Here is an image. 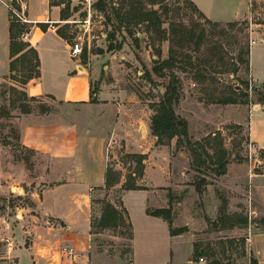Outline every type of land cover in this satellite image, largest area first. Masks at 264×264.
<instances>
[{
	"label": "rangeland",
	"instance_id": "374dc122",
	"mask_svg": "<svg viewBox=\"0 0 264 264\" xmlns=\"http://www.w3.org/2000/svg\"><path fill=\"white\" fill-rule=\"evenodd\" d=\"M2 1L8 5L9 17L13 19L10 8L20 10V0ZM98 1L94 0L87 25L83 23L87 17L86 10L75 0H70L67 15L65 19H60L63 23L57 32L65 33L71 42L82 41L79 58L95 57L93 59L97 60L95 63L104 82L114 83L123 91L119 98L126 105L123 115L127 119L123 127H129V118L136 138L128 140V144L123 137H118L106 153V170L112 186L91 190L94 234L90 240L92 246H86L82 254L93 263L104 259L103 264H113L107 260L109 256L128 257L129 227L120 206V194L123 184L136 185L140 182L141 170L143 174L146 155L141 154L144 158L139 162L137 156L140 154L133 152L136 142L146 146V140L150 141L154 136L153 145H158L157 137L152 134V117L156 106L164 98L173 74L178 90V100L173 104L174 114L186 121L190 141L198 143L193 146L195 155L204 158L205 151L212 155V161L209 159L211 163L205 162L195 169L189 147L177 145V137L174 136L168 144L163 145L171 158L170 170L178 172L184 165L188 173L186 177L195 190L194 183L201 180L200 191L180 193L177 185L189 182H180L179 178L171 177L169 181L174 188L158 187L155 193L160 198L165 193L169 198L171 227L191 234L193 250L196 246L203 252L199 257L206 264L213 261L221 264H255L249 239L264 229V206L259 205L257 212H250V207L233 200L238 208L233 213L227 212L229 193L220 181L227 163L246 162L252 172H258L264 163V151L253 149L247 136V109L264 102V85L253 82L248 72L251 44L264 25L263 0L253 1L255 13L249 18L233 22H209L188 0H103V8L97 4ZM40 5L35 0V6ZM150 9L157 12L156 24L142 20L143 13ZM2 13L3 7L0 5V18ZM111 34L113 36L109 37ZM109 43L114 45L112 50H107ZM171 56V67L154 71V66ZM26 64V59H19L14 63L15 71L9 70V73L0 76V210L7 204L31 206L30 190L52 185L41 177L50 165V159L21 144L16 118L21 113V104L28 105L29 111L38 112L56 109L62 112L65 107L52 104L51 99L44 96L30 100L21 95L23 85L20 81L28 73ZM98 83L96 80L92 82L93 90L98 88ZM225 99H235V102H219ZM85 113L88 114V111ZM141 126L145 129H141ZM182 141V144H186L184 139ZM221 153L224 156L220 158ZM218 159L227 162L223 173H219L215 164ZM151 165L155 168L156 161L152 160ZM235 175L238 173L235 172ZM156 179L161 180L158 173ZM15 186L22 187L20 195L15 194ZM245 186L249 188V184L244 183ZM8 189L10 194L7 193ZM162 189L169 191L163 192ZM179 198L182 202L186 201L189 215H178ZM223 199L226 206L220 210ZM130 201L133 214L143 215L141 203L137 199L133 201L131 197ZM107 202L119 210L121 221L119 226L103 229L97 226L98 215ZM214 208L217 213L211 215ZM150 209L154 208L149 205L147 210ZM184 221L188 224L183 225ZM254 243L264 248V237L254 238ZM4 245L5 240L1 236L0 257ZM137 254L142 255L139 251ZM166 254L165 245L158 247L154 253L156 264H170L166 259L163 261ZM184 257L185 247L178 245L174 252L176 263L179 264ZM199 257L195 258L192 253L191 259L197 264ZM5 262L7 259L0 258V264Z\"/></svg>",
	"mask_w": 264,
	"mask_h": 264
},
{
	"label": "crops",
	"instance_id": "0c3cea01",
	"mask_svg": "<svg viewBox=\"0 0 264 264\" xmlns=\"http://www.w3.org/2000/svg\"><path fill=\"white\" fill-rule=\"evenodd\" d=\"M38 1L40 7L35 6V0H25L26 23L32 26L23 40L37 52L39 76L25 83L22 89L27 96L47 97L52 104L65 109L62 112L58 109L52 112L31 110L19 113L16 118L21 144L50 159V165L41 177L52 185L30 190L31 206L7 204L0 210V237L5 240L0 258L7 259L5 264H103L104 259L93 263L82 254L86 246H92L90 240L94 234L90 193L94 188L104 187L106 153L113 140L118 137L132 140L136 138V133L129 118V127H123L127 119L123 115L126 105L119 100L123 91L114 83L104 82L95 63L97 60L93 59L95 57L85 60L73 57L70 49L74 41L58 35L57 28L63 23L60 20L62 5L51 6L49 0ZM191 1L207 19L214 22L238 21L255 13V0ZM0 5L3 7L0 18V76H3L9 73V9L2 0ZM47 21H52L55 29H50ZM39 23L45 24V29ZM254 38L248 55V72L253 82L264 84V25ZM90 60H93L92 64ZM95 80L99 81L98 88L92 92ZM92 97L96 100H91ZM82 110L88 111V114L80 113ZM247 136L253 149L264 151V102L247 109ZM152 138L146 140V146L136 142L133 151L146 155L143 174L140 182L136 183L142 188L122 190L120 194L121 206L127 212L126 222L131 227L129 255L109 256L107 260L113 264H156L154 253L158 247L165 245L167 254L163 261L166 259L170 264H177L174 252L181 245L185 247V257L179 264H195L191 259V234L171 235L167 220L147 214L149 205L153 208L169 207V198L165 193L158 197L155 188H174L169 181L171 177L179 178L180 182H191L186 177L188 173L184 165L178 172L170 170L168 151H164L163 145H153L155 139L154 136ZM127 143L130 144V141ZM152 160L156 161L155 168L151 165ZM157 173L161 180L156 179ZM221 178L220 184L229 193L227 212L233 213L238 208L233 200L250 207V212H257L259 205L264 206V163L258 172L249 170L246 162L227 163ZM189 183L177 185L179 192H196ZM244 183L249 184L248 189L243 187ZM15 190L17 195L23 192L21 186H15ZM10 192L8 189L7 193ZM130 197L141 203L143 215L133 214ZM177 203L180 204L178 215H189L186 201L182 202L179 198ZM216 213L217 209L211 210V215ZM187 224L184 221L183 225ZM256 237H264V229L249 239L255 264H264V248L255 245ZM65 244L76 248L77 256L73 261L66 259L61 252ZM137 251L142 255H138Z\"/></svg>",
	"mask_w": 264,
	"mask_h": 264
},
{
	"label": "trees",
	"instance_id": "16d2710c",
	"mask_svg": "<svg viewBox=\"0 0 264 264\" xmlns=\"http://www.w3.org/2000/svg\"><path fill=\"white\" fill-rule=\"evenodd\" d=\"M70 0H49V4L52 5H62L64 8H61L60 16L61 19H65L67 15V10H68V5H69ZM188 2L195 7L196 10L197 7L193 4L191 0H188ZM104 1L99 0L98 5L100 8L104 7ZM199 11V10H198ZM199 13L209 22H212L211 20L207 19L200 11ZM142 20L147 21L148 23L151 22L153 24H156L158 22V17H157V12L155 9H150L143 13ZM231 24V23H230ZM32 24H27V23H22L15 18H10L9 17V25H8V31H9V70L10 72L15 71L14 69V63L17 60H27V76L24 77L22 81H20V84L24 85L27 83L29 80L36 78L39 76V59L36 50L29 45V43L25 42L22 39V33H26L29 31L30 27ZM39 26L43 29H45V24L39 23ZM59 36H61L64 39H69V36L65 35L62 31L57 32ZM113 34L109 35V37H112ZM114 48V45L109 43L107 50H112ZM171 57L164 59L161 61V63L157 64L156 66L153 67L155 72H160L162 67H171ZM172 76V81L170 85L167 87L165 93H164V98L162 101L156 106L155 109V114L152 117V124H151V129H152V134L157 137L156 143L158 145H166L169 143V141L176 136V143L179 146H184L186 145L189 147V150L192 155V164L195 169L200 168L201 165H204L205 162L211 163L210 160L212 161V155L210 156L209 153H206L205 151L203 154L205 155L204 158H201L200 156H196L194 153L193 146H196L198 143L196 142H191L190 138L188 136V131H187V123L185 120L180 118L179 116L174 114L173 111V104H175L178 100V90H177V81L176 78L173 74ZM173 82V83H172ZM264 85V84H263ZM96 90H92L94 92ZM91 92V94H92ZM21 95L25 99H30V100H35V97H30L27 96L24 91H21ZM91 100L95 101V97H92ZM235 99H225L219 102H235ZM20 112L22 113H27L29 112V106L28 105H19ZM43 111H45V108H42ZM182 139L185 140L186 144H182L183 141ZM224 156V153H221L220 158ZM139 162L144 158L143 155H138ZM210 159V160H209ZM226 161L223 159H218V163H215L217 168L219 169V173H223L225 171V165ZM142 175V170L140 172ZM195 188L197 191H200V185H201V180L199 179L198 182L194 183ZM104 186L106 188H109L112 186V181L110 180L108 176V171L106 170L105 172V181H104ZM123 190H129V189H141L142 187L131 184V185H125L123 184L122 186ZM121 206V203H120ZM224 206H226V201L223 199L222 200V205L220 210L224 209ZM123 213L127 215L126 210L121 206ZM147 214L149 215H154V216H159L164 218L165 220L168 221L169 226H170V233L171 235H177L183 231V229H174L171 227V220H170V205L167 208H154L147 210ZM126 217V216H125ZM121 221V213L119 210L110 202H107L100 214V217L98 218L97 226L101 228H106V227H116L120 225ZM92 222H91V228H92ZM127 226L129 227V237L131 236V231H130V225L127 222ZM203 252L199 251L196 246H194L193 250V256L199 257L201 256ZM211 264H221L218 261H213Z\"/></svg>",
	"mask_w": 264,
	"mask_h": 264
},
{
	"label": "built area",
	"instance_id": "2783aa9c",
	"mask_svg": "<svg viewBox=\"0 0 264 264\" xmlns=\"http://www.w3.org/2000/svg\"><path fill=\"white\" fill-rule=\"evenodd\" d=\"M76 4H80L82 5V7L86 10L87 13V17L83 20L84 24L89 25L90 23V10L91 7L94 3V0H75ZM25 4L23 0H20V10L16 9V8H10L11 12H12V16L22 22V23H26V17H25ZM48 23V27L50 29H55L54 23L52 21H47ZM84 27V25H82ZM26 33H22V39L25 38ZM253 43V42H252ZM82 52V41L80 40H76L71 44V49H70V54L75 57V56H79L80 53ZM61 252L64 254V256L66 257V259L73 261L75 259V257L77 256V251L76 248L74 246H71L69 244H65L61 247ZM197 264H206L204 259L202 257H199Z\"/></svg>",
	"mask_w": 264,
	"mask_h": 264
},
{
	"label": "water",
	"instance_id": "95a60500",
	"mask_svg": "<svg viewBox=\"0 0 264 264\" xmlns=\"http://www.w3.org/2000/svg\"><path fill=\"white\" fill-rule=\"evenodd\" d=\"M141 129H145L143 126L140 127Z\"/></svg>",
	"mask_w": 264,
	"mask_h": 264
}]
</instances>
